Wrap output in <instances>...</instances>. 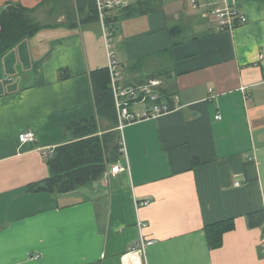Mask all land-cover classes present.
Instances as JSON below:
<instances>
[{"label":"crops","instance_id":"crops-1","mask_svg":"<svg viewBox=\"0 0 264 264\" xmlns=\"http://www.w3.org/2000/svg\"><path fill=\"white\" fill-rule=\"evenodd\" d=\"M48 1L0 0V14L20 5L50 23L0 60V264H264V223L248 220L264 212V0H128L138 12L77 25ZM227 4L246 22L220 30L205 12ZM108 33L121 87L157 77L178 108L124 127L129 171L30 192L75 140L67 127L96 115ZM223 221L233 229L211 247L207 227Z\"/></svg>","mask_w":264,"mask_h":264},{"label":"trees","instance_id":"trees-1","mask_svg":"<svg viewBox=\"0 0 264 264\" xmlns=\"http://www.w3.org/2000/svg\"><path fill=\"white\" fill-rule=\"evenodd\" d=\"M58 1H48L55 4L53 13L66 12L67 20L74 25L94 23L100 20L97 0H74L75 5H69L71 0H60L65 5H57ZM120 10H123V14L126 15L138 12L135 7L131 6ZM36 12L37 9L30 10L20 5H9L3 10L0 14V60L17 44L50 24L38 20L35 17ZM105 13L107 15V11ZM52 17L53 14L50 18ZM106 19L109 30H115V21L109 17ZM91 78L96 115L67 127L68 133L75 140L56 149L54 156L48 161L49 177L40 184L30 186V192L73 193L100 181L112 165L123 163L122 135L118 130L119 119L109 69L102 68L93 71ZM159 92L161 94L160 103L167 101L171 107L175 105L173 97L176 95L169 89L162 87ZM100 120L108 123L107 127L102 130V134H100ZM114 143L115 147L112 148ZM248 220L250 227H260L264 223V212L251 213L248 215ZM231 229H233L232 221H223L207 227L210 246H221L224 233Z\"/></svg>","mask_w":264,"mask_h":264},{"label":"built area","instance_id":"built-area-1","mask_svg":"<svg viewBox=\"0 0 264 264\" xmlns=\"http://www.w3.org/2000/svg\"><path fill=\"white\" fill-rule=\"evenodd\" d=\"M129 5L128 0H97V6L99 10L100 19L104 20L106 11L113 9H120L127 7ZM192 5L194 8L200 6L199 0H192ZM206 16L214 18L220 30L233 29L237 24L245 23L246 18L241 16L237 8L231 4H227L224 7H212L205 12ZM109 50V73L111 77V86L114 93V99L116 103L119 126L118 130L122 133L124 127L127 124L138 122L142 120H147L151 118L158 117L160 115H165L175 111L178 107L176 103L178 102V97L174 96L173 101L175 105L171 107L167 101L159 102L161 94L159 90L163 86V81L158 78H151L146 83L141 84L137 87L123 88L120 85V64L116 60L115 53L110 48L112 39V33H108L106 36ZM245 90V89H244ZM132 106H141L140 111H132ZM221 120V116L216 117ZM20 142L22 144L34 143L36 142V137L32 132L24 133L20 136ZM121 151L123 153V163H116L109 168V174L116 175L121 172L129 171L126 148L124 145L123 138L121 139ZM48 154V153H47ZM53 151L48 154L52 156ZM240 184L237 183V186ZM144 204L149 205L150 201H145ZM144 225H140L142 229ZM152 242L142 241L141 249L145 250L146 246L150 245ZM261 245L264 247V235L261 240ZM36 256L35 259H38Z\"/></svg>","mask_w":264,"mask_h":264},{"label":"rangeland","instance_id":"rangeland-1","mask_svg":"<svg viewBox=\"0 0 264 264\" xmlns=\"http://www.w3.org/2000/svg\"><path fill=\"white\" fill-rule=\"evenodd\" d=\"M42 22H46L47 18L45 17V15H42ZM140 108V107H139ZM122 134V133H121ZM123 138V137H122ZM115 147V143L112 145V148ZM103 182V181H102Z\"/></svg>","mask_w":264,"mask_h":264}]
</instances>
